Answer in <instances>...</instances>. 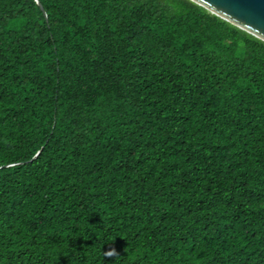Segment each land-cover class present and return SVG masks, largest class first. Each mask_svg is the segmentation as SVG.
<instances>
[{
	"label": "trees",
	"instance_id": "1",
	"mask_svg": "<svg viewBox=\"0 0 264 264\" xmlns=\"http://www.w3.org/2000/svg\"><path fill=\"white\" fill-rule=\"evenodd\" d=\"M38 2L0 0V264H264V42L190 0Z\"/></svg>",
	"mask_w": 264,
	"mask_h": 264
},
{
	"label": "water",
	"instance_id": "2",
	"mask_svg": "<svg viewBox=\"0 0 264 264\" xmlns=\"http://www.w3.org/2000/svg\"><path fill=\"white\" fill-rule=\"evenodd\" d=\"M190 1L264 42V0Z\"/></svg>",
	"mask_w": 264,
	"mask_h": 264
},
{
	"label": "clouds",
	"instance_id": "3",
	"mask_svg": "<svg viewBox=\"0 0 264 264\" xmlns=\"http://www.w3.org/2000/svg\"><path fill=\"white\" fill-rule=\"evenodd\" d=\"M103 255H104L105 257H113V256H115V257H117V258L119 257V254L116 252L115 249H112V250H110V251L104 252Z\"/></svg>",
	"mask_w": 264,
	"mask_h": 264
}]
</instances>
